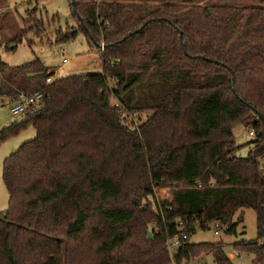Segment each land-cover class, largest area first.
Here are the masks:
<instances>
[{
  "label": "trees",
  "instance_id": "16d2710c",
  "mask_svg": "<svg viewBox=\"0 0 264 264\" xmlns=\"http://www.w3.org/2000/svg\"><path fill=\"white\" fill-rule=\"evenodd\" d=\"M193 2L70 0L78 27L57 30L56 41L82 30L98 50L103 43L101 73L47 84L55 73L39 59L0 60V96L46 95L41 111L0 129V143L36 130L4 161L0 264H170L179 221L190 236L177 264L209 254L233 264L221 242L191 236L215 221L235 233L245 208L264 237V0ZM116 100L149 112L139 131ZM238 123L255 132L246 157ZM160 189L173 200L158 214ZM234 246L264 263L260 240Z\"/></svg>",
  "mask_w": 264,
  "mask_h": 264
},
{
  "label": "rangeland",
  "instance_id": "374dc122",
  "mask_svg": "<svg viewBox=\"0 0 264 264\" xmlns=\"http://www.w3.org/2000/svg\"><path fill=\"white\" fill-rule=\"evenodd\" d=\"M195 5L227 3L238 6L252 5V0H194ZM69 26L78 27V21L72 17L70 0H0V60L18 66L39 59L52 69L54 79L74 75L96 74L103 70V52L87 37L84 31L67 42L56 41V31H67ZM64 50V55L62 54ZM67 62L63 63V59ZM14 99L0 96V129L11 124L15 118L11 113ZM149 113L148 111H143ZM20 119V117H16ZM251 127L244 123L234 125L236 146L240 147L238 155L246 157L253 148L250 135ZM36 130L29 126L18 135L0 143V212L9 207V193L3 179L5 159L14 153L24 142L33 139ZM264 168V159H262ZM244 221L238 223L235 233L225 230L216 232L214 228L197 230L191 236L193 243H219L224 246L226 255L233 264H264L256 261L253 252L237 249L234 244L257 239V213L252 208H245ZM237 221V217L235 219ZM262 245V244H260ZM240 253L241 257L236 254ZM190 264H216L212 255H202Z\"/></svg>",
  "mask_w": 264,
  "mask_h": 264
},
{
  "label": "built area",
  "instance_id": "2783aa9c",
  "mask_svg": "<svg viewBox=\"0 0 264 264\" xmlns=\"http://www.w3.org/2000/svg\"><path fill=\"white\" fill-rule=\"evenodd\" d=\"M104 49V44L102 45ZM64 55V50L61 51ZM67 62V58L63 59V63ZM55 79L53 77L47 78V84H50ZM46 95L42 91H37L33 93H28L25 91H18L15 98L14 104L11 107V113L15 117H22L27 114H35L41 111L44 107ZM114 106L118 109L120 117L134 130H140L141 126L146 122L148 114L138 110L130 109L122 102L116 100ZM250 135L255 138V132L250 131ZM156 202H154L153 210L158 214L162 213L161 204L165 202H171L173 200L172 191L170 189H160L156 191ZM160 207V209L158 208ZM183 222L179 221L180 233L167 242V248L171 258L170 264H177L175 256L178 253V250L181 248L182 244L189 238L190 234L181 229ZM209 228H214L216 232L225 230V226L219 222L215 221L209 224ZM260 244H263V241H260ZM238 257H241V254L237 252Z\"/></svg>",
  "mask_w": 264,
  "mask_h": 264
},
{
  "label": "water",
  "instance_id": "95a60500",
  "mask_svg": "<svg viewBox=\"0 0 264 264\" xmlns=\"http://www.w3.org/2000/svg\"><path fill=\"white\" fill-rule=\"evenodd\" d=\"M259 116L261 118H263V120H264V117L261 114H259ZM151 238H152V232L151 231H148V239L150 240Z\"/></svg>",
  "mask_w": 264,
  "mask_h": 264
},
{
  "label": "crops",
  "instance_id": "0c3cea01",
  "mask_svg": "<svg viewBox=\"0 0 264 264\" xmlns=\"http://www.w3.org/2000/svg\"><path fill=\"white\" fill-rule=\"evenodd\" d=\"M13 116H14V115H13ZM14 117H15V116H14ZM15 119H17V118H16V117H15V118H13V119H12V122H13Z\"/></svg>",
  "mask_w": 264,
  "mask_h": 264
}]
</instances>
